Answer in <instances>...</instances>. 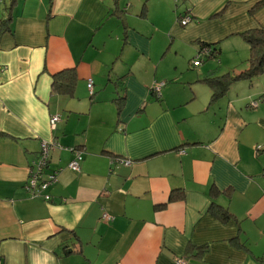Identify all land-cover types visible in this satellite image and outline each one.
<instances>
[{"label": "crops", "instance_id": "crops-1", "mask_svg": "<svg viewBox=\"0 0 264 264\" xmlns=\"http://www.w3.org/2000/svg\"><path fill=\"white\" fill-rule=\"evenodd\" d=\"M9 11L0 0V20ZM11 13L0 32L3 264H264V74L214 99L204 81L245 68L241 34L264 28V0H16ZM202 42L217 52L193 66ZM70 69L73 94L52 92ZM42 140L55 143L49 200L24 188Z\"/></svg>", "mask_w": 264, "mask_h": 264}, {"label": "trees", "instance_id": "trees-1", "mask_svg": "<svg viewBox=\"0 0 264 264\" xmlns=\"http://www.w3.org/2000/svg\"><path fill=\"white\" fill-rule=\"evenodd\" d=\"M15 3H16V0L7 1V9L10 11L7 13V16L4 19L0 20L1 21L0 22V32H3L5 28H9L8 23L10 22V19H12L11 10L13 9ZM184 15H188V14L185 13L182 16H178L179 18L178 20L180 21V19ZM241 36L248 46V57L245 61V68L241 70L238 74L224 73L219 76H211V77L205 78L204 81L208 84V86L212 90V95H211L212 99H214L217 96L223 95L228 90L230 85L238 79L243 78V79L250 80L254 77L264 74V28H254V29L247 30L243 32ZM204 47H208L210 52H208V54L204 56H200L201 60L207 57L208 58L213 57L215 53L217 52V49L215 48V46H213L212 44L202 42L200 43V47H199L197 54L199 53V51L201 52V49H203ZM75 81H76V75L72 69L60 71L52 76V83H51L52 92L57 93V94L72 95L73 89L75 86ZM156 82H159V81H156ZM160 82H162V86H161L162 88L165 82L164 81H160ZM152 85L149 88L150 93L156 96V93L154 92V88L152 87ZM251 102L248 104L249 107H253L251 105ZM174 192L175 191H172L170 194V197H169L170 201L175 200V199H180L182 196L180 195L181 194L180 191H178L179 194L177 195H174ZM211 208L212 210H214L215 208H218V207L212 205ZM216 213L222 220H226L229 217V214L227 213V211L222 209L221 207H219Z\"/></svg>", "mask_w": 264, "mask_h": 264}, {"label": "built area", "instance_id": "built-area-1", "mask_svg": "<svg viewBox=\"0 0 264 264\" xmlns=\"http://www.w3.org/2000/svg\"><path fill=\"white\" fill-rule=\"evenodd\" d=\"M190 20L188 15H184L180 19L181 25H186ZM210 52L208 47H204L201 49V52L197 54L196 58L192 61L194 66H198L201 63L200 56H204ZM162 86V82H155L152 87L154 88V92L156 94L160 93V88ZM87 87L92 93V80L90 78L87 79ZM252 106L256 105V102H251ZM60 120V115L58 113L52 114L49 116V126L51 129H54L56 123ZM55 145L53 141L42 140L40 143V151L37 159L33 162L32 168L29 170L27 180L24 184V188L30 193L31 197H40L44 200H49L50 195L45 193L44 191L48 188V186L54 183L57 180L58 171L57 170H49V151L51 147ZM73 151V158L68 163V168L72 171L79 170V162L82 159V151L71 148ZM119 163L129 164L130 159H120ZM48 170V171H47ZM102 218L104 220H110L112 216L107 213L102 214ZM0 264H3L0 260ZM175 264H187V261L183 257H178L175 260Z\"/></svg>", "mask_w": 264, "mask_h": 264}, {"label": "rangeland", "instance_id": "rangeland-1", "mask_svg": "<svg viewBox=\"0 0 264 264\" xmlns=\"http://www.w3.org/2000/svg\"><path fill=\"white\" fill-rule=\"evenodd\" d=\"M3 1H4V3L6 2V4H7V1H8V0H1L2 5L4 4ZM207 61H209V60H206L205 62H207ZM205 62H204V63H205ZM198 95H199V97H198L199 102H203V101H205L206 98H207V93H206V91H199ZM256 103H257V102H256Z\"/></svg>", "mask_w": 264, "mask_h": 264}]
</instances>
